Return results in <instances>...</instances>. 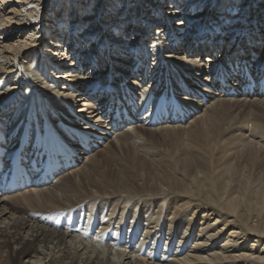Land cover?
<instances>
[{"label": "bare ground", "instance_id": "1", "mask_svg": "<svg viewBox=\"0 0 264 264\" xmlns=\"http://www.w3.org/2000/svg\"><path fill=\"white\" fill-rule=\"evenodd\" d=\"M113 1L0 0L3 128L19 131L40 101L93 133L87 142L80 134L83 144L67 133L56 181L0 195V264H264V126L238 124L240 102L231 101L264 104V0ZM167 90L184 116L150 127L139 109L157 108ZM196 116L201 127L186 135L196 146L188 143L181 157L155 158L149 147L139 154L138 128L174 137L175 126ZM103 145L102 161L88 158ZM85 157L90 165L81 166ZM111 159L121 179L104 169ZM79 206L107 211V230L140 226L141 243L119 248L44 222ZM159 240L165 250L157 260Z\"/></svg>", "mask_w": 264, "mask_h": 264}, {"label": "rangeland", "instance_id": "2", "mask_svg": "<svg viewBox=\"0 0 264 264\" xmlns=\"http://www.w3.org/2000/svg\"><path fill=\"white\" fill-rule=\"evenodd\" d=\"M113 2H116V0L115 1H113ZM150 10V12L152 11L151 9H149ZM192 14H193V12H192ZM192 14H189V16H192ZM93 15V14H92ZM195 15H197V16H199V15H203L202 13H200L199 14V12L198 13H196ZM93 16H95V15H93ZM174 16V15H173ZM193 16H194V14H193ZM196 16V17H197ZM100 16H98V17H96L95 16V18H99ZM112 23H106V25L105 26H110ZM192 28V27H191ZM36 37H37V35H36ZM39 40H40V38H38ZM146 41V40H145ZM94 50H92L91 52H93ZM95 54H98L97 53V48L95 49ZM185 52H186V49H185ZM207 54V53H206ZM206 54H204V55H206ZM220 56H221V53L219 54ZM98 56V55H97ZM206 58L207 57H209L208 55H206L205 56ZM102 59L104 58V56H102L101 57ZM89 60H90V58H89ZM101 76V75H100ZM97 78L99 77V76H96ZM96 77H93V78H96ZM87 78H82L81 80H80V84H82L83 82L82 81H84L85 82V80H86ZM71 83H74V82H76V80H69ZM76 83H78V82H76ZM137 85V84H136ZM257 99H262V98H251V99H245V98H243V99H239V100H231V101H233V102H236V101H239L240 102V104H238V107H237V109H233L232 111L234 112V114L235 115H237L238 116V124H242V121H243V123H244V120H250V121H254V122H256V120H257V122L259 123L260 121L262 122H260V125L262 124V126H264V104H262V103H260V102H255V100H257ZM226 100H230V99H226ZM244 100V101H243ZM81 105H83L81 102H80V106ZM206 105V104H205ZM205 111V110H204ZM204 111L203 112H201V111H198V112H200V115H198V117H201V116H203L205 113H204ZM198 114V113H197ZM198 117L196 116V117H193L191 120H189L188 122H186V124H183V125H178V126H175L177 129L175 130V132H174V134H173V136L175 137H172V135L170 134V135H166V133H162V132H155V131H152L150 128H148V127H145V126H143V128H138L137 129V132H138V134H136V136H140V135H142V136H140L139 137V139L140 140H142V141H139L138 140V142L137 143H135L137 146L136 147H138L139 146V148H137L138 150H139V154L141 153H143V151H145V150H147V148L149 147H151L150 149L148 148V152H153V153H155V154H149L150 156H152V157H155V158H157L158 157V155L160 154L161 156H166V153L168 154V153H170V154H168V156H166V159L167 160H171V158L169 159L168 157H170L169 155H171V152H172V155L171 156H173V157H175L176 156V154H177V158H179V157H181V155H182V153L185 151V150H187V146H190L191 144L192 145H194V147L196 146V144H193V140H192V138L190 137L189 139H188V137L186 136L187 134H191L192 132H194V131H196V130H198L200 127H201V123L199 122V120H198ZM212 119V118H211ZM209 117L207 118V120H211ZM241 119V120H240ZM255 119V120H254ZM259 119H260V121H259ZM195 121H196V124H195ZM213 121H214V119H213ZM211 123V122H210ZM192 124V125H191ZM139 125V124H138ZM191 125V126H190ZM140 126V125H139ZM200 126V127H199ZM199 127V128H198ZM198 128V129H197ZM140 129V130H139ZM154 129V128H153ZM194 129H196V130H194ZM124 130H126V129H123V131ZM179 130V131H178ZM181 130V131H180ZM146 131V132H145ZM150 131H152L153 132V134L150 132ZM177 131V132H176ZM183 131V132H182ZM141 132V133H140ZM235 132H238V131H235ZM177 133V134H176ZM179 133V134H178ZM155 134V135H154ZM176 134V135H175ZM182 134H183V137H181L182 136ZM239 134V133H238ZM154 135V136H153ZM165 135V136H164ZM180 135V136H179ZM168 136L170 137V138H168ZM191 136V135H190ZM153 137V138H152ZM166 137V138H165ZM177 137V138H176ZM114 137H112L111 138V140L112 141H115V140H117V139H113ZM167 139V140H165V139ZM183 138H185V139H183ZM177 142V143H179V145L174 141V140ZM180 139V140H179ZM183 139V140H182ZM249 139V138H248ZM151 140V141H150ZM250 140V139H249ZM109 141V140H108ZM112 141H110V142H112ZM174 141V142H173ZM247 141V140H246ZM190 145H189V144ZM140 144V145H139ZM141 144H142V146H141ZM177 144V145H176ZM188 144V145H187ZM146 145H148V146H146ZM155 145V146H154ZM262 145V144H261ZM106 146L107 145H103L102 147H100V148H97V149H95L92 153H89V156L91 155V157H88V158H92V157H95L96 156V160L97 161H102V159H103V155H101V154H104V153H106ZM105 147V148H104ZM142 148H144V149H142ZM154 148V149H153ZM156 148V149H155ZM158 148V149H157ZM169 148V149H168ZM175 148V149H174ZM242 148H238L237 150L236 149H234V150H236V151H231L230 153H229V155H231V157H232V163H235L236 162V160L238 159V153H237V151L239 152L240 150H241ZM263 149H264V147H263ZM105 151L104 153L103 152H101V151ZM142 150V151H141ZM158 150V151H157ZM163 150V151H162ZM170 151V152H169ZM95 152V153H94ZM100 152H101V154H100ZM119 154H121L122 155V157L121 158H124V156H123V153L119 150ZM235 152V153H234ZM93 154V155H92ZM158 154V155H157ZM164 154V155H163ZM175 154V155H174ZM237 154V155H236ZM98 155V156H97ZM159 155V156H160ZM164 156V157H165ZM88 158L86 159V157L84 158V159H82V161H81V163L84 161L85 162V164H83V165H81V163H80V165L81 166H87V165H90V162H87V160H88ZM176 159V158H175ZM115 159H111L110 160V163H109V167L108 168H104L106 171H108V170H110L109 172H113V176L112 177H110L111 179H113V180H117L118 179V177H119V179H121L122 177H120V176H118V170H117V168H115L114 166H112L113 164H115ZM172 161V160H171ZM88 163V164H87ZM79 165V166H80ZM150 165H152L151 163H148V166H150ZM79 166L77 165L74 169H72V170H76V169H78L79 168ZM71 172V171H70ZM70 172H68V173H70ZM68 173L67 174H65V176H69L68 175ZM71 176V175H70ZM74 183H76V178H74V177H72L71 176V178H70ZM133 179H135L136 180V182L138 183V185L140 186L141 184H143V181L140 179V178H138V177H136V178H133ZM151 183H153V180L151 181V178H150V183L149 184H151ZM90 189H91V187H90ZM40 190V189H39ZM37 190H26V191H24V192H29V193H32V192H36ZM20 194H22V193H20ZM19 193L18 194H16V195H20ZM13 195V194H12ZM39 203H41V201L39 202ZM38 203V205H40ZM37 205V206H38ZM42 209H45V207H43ZM223 242V241H222ZM219 245L220 246H226V243L225 242H223V243H219ZM173 260V259H172Z\"/></svg>", "mask_w": 264, "mask_h": 264}]
</instances>
